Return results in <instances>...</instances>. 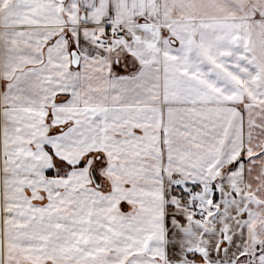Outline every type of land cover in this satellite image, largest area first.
Segmentation results:
<instances>
[{
  "label": "crops",
  "instance_id": "obj_1",
  "mask_svg": "<svg viewBox=\"0 0 264 264\" xmlns=\"http://www.w3.org/2000/svg\"><path fill=\"white\" fill-rule=\"evenodd\" d=\"M260 128L264 0H0V264H264Z\"/></svg>",
  "mask_w": 264,
  "mask_h": 264
},
{
  "label": "rangeland",
  "instance_id": "obj_2",
  "mask_svg": "<svg viewBox=\"0 0 264 264\" xmlns=\"http://www.w3.org/2000/svg\"><path fill=\"white\" fill-rule=\"evenodd\" d=\"M252 132L254 135H256V136L258 135L259 137H261L260 140L262 142V140L264 138V128L263 129L262 128L254 129V130H252ZM2 144H3V142L1 140V145ZM96 155L99 156L100 158L99 159L95 158ZM93 156L95 159V161L93 162L94 163V169L99 174H101L102 166H103V163L101 161L102 160L101 152L95 151ZM248 164H250V165H248L249 166V168H248V182H247V185H248V195L247 196H248V198L246 199V201H248V219H249V222L251 224L257 225V226H251L252 231L254 229L253 233L255 236L254 237L255 243H257V240H263L262 241V243H263L264 242V224L261 223V220H264V156L259 157L253 161H250ZM51 174H53V173H51ZM207 192L208 191L203 190V193L194 194V196H197L200 199L199 200L200 202L204 201L203 203H211V202H208L210 200V194ZM190 194H192V193H190ZM211 194L213 195V193H211ZM42 196H45V195L43 194ZM181 196H182V198H184L183 199L184 201H187V199H185L186 197H184L185 195H180V197ZM188 196H190V195H188ZM214 196L215 197L213 200L217 201L219 199V193H216ZM223 197L227 201L230 198V194H224ZM38 198H39V196H38ZM193 198L194 199L191 198V201L196 202L197 201V200H195L196 198L195 197H193ZM37 203H39V202L37 201ZM31 206H33V205H31ZM32 209H34V207H32ZM209 210H211V212H208V210L205 207L203 212H200L198 210H192V209L190 211H192V214L194 215L193 217L195 219H198L199 217H201V215L204 216V218H206V216L207 217L211 216V218H209V217L207 218V220L209 222V220L213 221L215 219V217H217V214H218L217 213L218 211H214L213 208L209 209ZM34 212H38V211H35V209H34ZM34 212H33V214H34ZM35 215H39V214H35ZM1 220L3 221V215H2V217L0 215V223H1ZM17 227L18 226L15 225V229H17ZM207 227L209 229L213 228V227H211V224H208ZM37 228H38L37 226L31 225L30 232L33 233V231H36ZM3 233H4V226H2V224H1L0 225V236H1L0 237V248L1 249H4V247H5V241H3V239H2ZM61 236L64 238H69L68 229H67V233L61 234ZM53 244L57 246V244L55 242H53ZM30 245L32 246V245H34V243L30 242ZM49 245H52V244H49ZM54 248H56V247H54Z\"/></svg>",
  "mask_w": 264,
  "mask_h": 264
},
{
  "label": "built area",
  "instance_id": "obj_3",
  "mask_svg": "<svg viewBox=\"0 0 264 264\" xmlns=\"http://www.w3.org/2000/svg\"><path fill=\"white\" fill-rule=\"evenodd\" d=\"M108 33H109V36L105 44L106 46L111 45L114 40H125L126 39V33L121 27L117 25H110L108 27Z\"/></svg>",
  "mask_w": 264,
  "mask_h": 264
},
{
  "label": "water",
  "instance_id": "obj_4",
  "mask_svg": "<svg viewBox=\"0 0 264 264\" xmlns=\"http://www.w3.org/2000/svg\"><path fill=\"white\" fill-rule=\"evenodd\" d=\"M73 55H74V65H77L79 61V57L76 53H74Z\"/></svg>",
  "mask_w": 264,
  "mask_h": 264
}]
</instances>
